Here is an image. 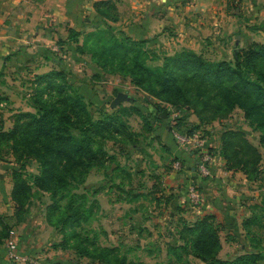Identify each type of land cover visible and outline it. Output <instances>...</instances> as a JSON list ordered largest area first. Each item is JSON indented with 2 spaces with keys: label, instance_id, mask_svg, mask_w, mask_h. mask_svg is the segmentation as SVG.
Here are the masks:
<instances>
[{
  "label": "rangeland",
  "instance_id": "rangeland-1",
  "mask_svg": "<svg viewBox=\"0 0 264 264\" xmlns=\"http://www.w3.org/2000/svg\"><path fill=\"white\" fill-rule=\"evenodd\" d=\"M91 23L95 29L86 28L81 33V40H79L83 45L84 54H88L87 59L75 62L69 56L66 59L65 57H56L57 69L53 66L55 68L53 72L61 73L62 78L71 84L68 86L80 96V103L85 111L82 110L78 121L83 123L85 116L89 114L94 122L104 120L108 124L103 127V135H100L96 128H92L93 135L88 141L89 147L84 152L90 149L93 152L105 150L108 155L114 158L112 161L109 160L111 161L107 166L109 171L106 172L107 168L99 167H92L89 170L88 168L92 166L91 158L87 155L74 154L71 147H68L70 159L67 161L58 163L54 157L47 156V153L44 155L43 149L47 141L37 137L34 127L31 125L30 117H24L20 121L22 126L15 130L14 124L17 116L21 117L23 114L38 116L39 110L47 102L54 103L57 107L65 105V108L55 111L53 115L55 120L61 111L70 113L73 107L76 108L75 95L71 94L73 100L65 99L64 92H59L55 87L48 89L46 84H41V89L38 91L37 79L30 78V75L26 73V75L23 74L24 77L21 78V82L18 80L22 89L18 88L20 94L15 101L16 104L14 103L12 107L0 113V133L7 134V136L3 135L0 141V168L3 169L1 182L5 186L12 184L13 187V182L11 183L10 179L15 176L13 174L17 173L16 184H18L19 190L24 193V196H33L35 201H41L39 210L43 209V214H45L46 204L50 202L52 204L53 201L50 194L40 188L42 183L38 180L40 158L44 156L50 160L57 171H60L59 165H64V170L60 173L67 183H62L60 187L63 189L56 192L60 203V215L77 210L82 213L83 220L80 227H65L59 223L53 234L46 233L44 240L46 241L48 237L47 242L50 248L62 249L61 244H65L64 234H68L69 240L67 245L65 244L68 248L58 251L61 252L62 256H67L68 259L73 257L79 259V254L71 248L76 245H84L93 252L94 239L101 246L117 247L119 256L123 252L135 261L165 264L166 253L165 250L163 251L162 242L164 234H155L158 237L156 240L162 243L155 245V243L158 244V241H152L154 236L127 234L131 232L130 224L118 221L119 219L117 221L112 219V213L109 212L110 206L115 205L113 200L119 198L115 190H109L110 185L119 182L120 178L124 182L132 184L133 187L139 188L140 184L144 185L145 182L149 181L146 174L152 177L150 174L154 172L153 168L157 170V166L170 161L169 157L164 154L167 153L164 152L165 148H170L169 145L176 146L178 158L181 157L182 148L176 143L173 132L186 133L194 129L198 130L196 132L206 141L207 150L213 159H223L226 162V167L230 166L232 169H241L242 164H246V168L252 173L257 186L264 188V144L262 143L264 124L258 125L250 121V114L246 109L237 105L230 106L234 100L245 102L250 100L244 96L238 81L229 78L217 82L191 69H173L172 95L169 96L171 100H159L153 93L146 90L148 86H153L154 82L142 72L141 67L155 68L163 65V61L166 59L165 55L169 51H162V55H160L146 46L135 48L125 43L126 50L120 49L114 56L111 53H105L100 61H104L103 63L108 70L121 71L127 77L106 73L104 68L92 60L91 42H86V40L93 33V52H97L100 48L109 50L112 38H115L116 34H111V31L102 24V21L93 20ZM242 32L239 30L229 36V47L226 48L228 56L223 55L225 52H221L222 47L211 48L210 44L205 47V50H208V52L204 50L205 54L210 53L211 56L223 54L217 56L216 59L208 57V54L206 57L204 53L201 56L209 62L228 61L234 63L235 51L242 55L253 44H248L249 41L242 35ZM182 51L179 49L171 56L173 57ZM256 66L264 71V59L257 61ZM52 81L57 86L64 83L59 78H52ZM66 90L67 92L72 91L69 87ZM118 93L127 94L130 99L119 104L116 108H112L111 104ZM15 114L18 115L15 116ZM73 114L71 113L70 116L77 122V117ZM167 128L170 129V132ZM73 133L75 136H81L78 131L72 130ZM183 151L187 153L184 149ZM190 154L194 153L191 152ZM161 155H166L165 161L167 162L160 160ZM227 155L232 158V161L225 158ZM77 158L82 162L81 169L77 167L79 164L75 163ZM178 158L176 161L171 160V162L181 163ZM116 170H118L116 172L118 175L115 178L114 172ZM121 170L124 171L121 172ZM145 171L146 174L140 176V172ZM124 172H131L132 179L125 176ZM242 172L244 171L242 170ZM200 178L209 179L208 176H201ZM153 181L150 180L148 185H151ZM261 197L263 206H261L260 220L254 229L255 231H252L253 234H248L249 238H247L249 242L251 241L252 246H255V252L264 253V191L259 198ZM57 205L56 199L54 207L57 208ZM113 207L122 212L126 210L124 208H128L127 206L120 207V205ZM39 210L37 206L33 208V214H39L35 218V222L39 224L42 221L45 224V218L39 213ZM26 213L27 209H24V212L22 210V219ZM16 221H18L17 217H13L12 223H10L12 228ZM133 224H136V220L131 224L132 227ZM27 230L22 231L21 234L23 235L19 236L18 242L15 239L17 245L20 243V238L22 242L24 236L29 237ZM15 234L17 233L13 232L9 237L16 238ZM223 236L227 238V234ZM241 246L242 243L238 242V247L233 248L229 255L234 252L238 255L241 254ZM44 250L42 249V251ZM148 252L151 254L149 255ZM30 253V255H37L35 252ZM43 260L46 264H61L55 259L46 260L43 258ZM80 260L83 264H93V259L82 258ZM260 264H264V260Z\"/></svg>",
  "mask_w": 264,
  "mask_h": 264
},
{
  "label": "crops",
  "instance_id": "crops-1",
  "mask_svg": "<svg viewBox=\"0 0 264 264\" xmlns=\"http://www.w3.org/2000/svg\"><path fill=\"white\" fill-rule=\"evenodd\" d=\"M102 1L116 5V21L107 20L97 12L95 5ZM93 20L111 26L118 37L144 42L143 46L160 55L162 51H169L166 57L179 49L201 55L208 44L211 48L222 47L221 52L225 54L211 56L207 53L208 56L204 53V56L215 59L222 54L228 56V38L239 30L243 31L249 45L264 44V0H0V113L12 107L18 99L23 74L36 79L53 72L57 69L56 57L66 59L69 56L75 62L87 59L88 54L77 49L83 47L79 41L81 36L78 43L70 41L69 37L72 31L82 33L86 28L95 29L91 23ZM169 147L164 150L167 156L161 155L160 160L169 157L170 161L157 166V170L153 168L152 177L146 171L140 172V176L145 173L147 180H154L151 185L147 181L137 188L122 178L110 185L109 190H115L119 198L113 200V206L128 207L122 212L110 206L112 219L130 224L131 232L127 234L154 236L152 241H158L155 245L162 244L156 240L155 234H164L165 264H209L196 254L199 237H203L201 232L207 234L197 223L205 220L208 228L211 226L219 235L217 259L234 261L245 254L257 253L248 234H253L260 220L263 204L262 197H259L264 188L258 187L256 181L241 170H230L219 158L213 159L209 179L203 180L195 154L185 153L182 149L178 158L177 147ZM177 158L181 163L171 162ZM116 172L118 170L114 172L115 178ZM130 173L123 174L132 179ZM2 175L3 169L0 168V215L10 224L16 217L17 205L12 197V184L5 186L1 182ZM10 181L12 183L13 179ZM195 193L199 195L198 200L192 197ZM40 202L32 198L21 222L16 221L11 228V234L17 233V242L22 231L28 229L29 237L24 236L22 242L20 238L18 249L25 254L35 252L42 259L58 260L61 264H83L82 258L68 259L58 252L63 249L48 246L45 235L53 234L56 227L47 221L51 202L46 204L45 214L43 209L39 210ZM36 206L44 216L45 224L35 222L39 215L33 214ZM134 220L136 224L132 227ZM6 241L0 244V264H8ZM238 242L242 243V253L229 255L238 247ZM95 244L98 248H117ZM120 258L124 264H149L135 261L123 252Z\"/></svg>",
  "mask_w": 264,
  "mask_h": 264
},
{
  "label": "trees",
  "instance_id": "trees-1",
  "mask_svg": "<svg viewBox=\"0 0 264 264\" xmlns=\"http://www.w3.org/2000/svg\"><path fill=\"white\" fill-rule=\"evenodd\" d=\"M95 8L97 9V12L107 20L116 21L118 19L116 14V5L111 1L99 2L95 5ZM105 26L109 31H111V34H115L114 29L111 26H109L108 24H105ZM81 35L82 34L79 32L72 31L69 40L73 41L74 43H78V38ZM94 35L97 36L96 34ZM86 42H91L90 53L92 54V60H95L100 67L104 68V71H106V73L108 72L109 74H117L122 77H127V75H125L121 71H115L114 69L108 70L105 63H103L104 61L101 62L100 58L104 57L105 53H111L114 56L115 53H118V51H120V49L126 50L127 46L125 43H128L129 46H134L135 48H139V46L144 45V42H135L125 36H115V38H112V44L109 50L100 48L97 52H93V33L88 36ZM77 49L80 53H84V49L82 48V46H78ZM261 59H264V44L253 43L250 45L249 49L242 55L240 52L235 51L234 63L228 61H222L218 63L205 61L201 55L196 54L193 51L183 50L181 53H178L173 57L167 56L163 61L164 64L161 66H157L155 68H147L146 66H142L141 69L142 72L154 82V85L148 86L146 90L153 93L161 101L171 100L169 96L172 95V83L174 81L172 74L173 69H191L195 72L202 73L209 79L216 80L217 82H221L224 79L229 78L234 79L241 85L243 94L247 97L246 99L250 100L249 102L234 100L230 103V106L237 105L240 108L246 109L247 111H249L250 121L257 123L258 125H263L264 71L256 66L257 61ZM52 78H59L64 83L61 84V86H57L53 83ZM36 79L39 84L37 87L38 91H40L41 89V84H46L48 89H53L55 87L59 92H64L65 99L73 100L71 94L75 95L74 103L76 104V108L73 107V109L70 110V113L61 111V114L55 120L53 117L55 111L59 110L60 108H65V105L61 104L62 107H57L56 104L47 102L39 110L38 116L32 114H23L20 117L17 116V114L16 116L18 118L14 124L16 127H14L15 130L19 126H22L20 125V121L24 117H30L31 125L34 127L37 137L42 138L41 140L45 142L47 141V144H45L43 149L44 155L47 153V156L50 155L54 157V159H57L58 163H60L61 161H67V159H70L68 147H71V151L74 154L87 155L89 158H91L92 166L88 168L89 170L92 169V167L104 168L109 160L112 161L114 159L110 155H108L105 150H99V152H93V150L91 149L87 152L84 151H86L85 149L89 147L88 141H90L91 136L93 135L92 128H96L97 132L100 135H103V127L108 124L104 120L94 122L93 118L89 114L85 116V120L83 123L78 121L80 113H82V110L85 111V109L80 103V96L77 95L78 93L73 90V88L68 86L71 84H69L64 78H62L61 73L50 72L48 74L38 76ZM67 87H69V89H71L72 91L67 92ZM71 113H74L73 115L77 117V122L73 119L72 116H70ZM176 129L179 131L181 130L180 128ZM72 130L80 132L81 136H75L74 133L72 134ZM196 131L198 130L191 129L186 133H188V135H192L194 133H197ZM3 135L7 136V134L5 133H0V141ZM262 143L264 144V140L262 141ZM225 158L232 161V158H230L229 155H227V157ZM39 162L41 165L38 180L42 182L40 188L43 189L44 192L49 193L51 200L53 201V203L48 208L47 221L54 227H57L59 223H61L65 227H80V223L83 220L82 213L78 212L77 210L75 211L71 209L74 213L72 211H69L68 213H61L60 215V203L58 197L56 196V192L57 190L63 189V187H60L62 183H67L63 175L60 173V171L64 170V165H59L60 171H57L53 167V163L50 160H47L44 156L40 158ZM94 162L95 165H93ZM75 163L79 164L77 167L81 169L82 162L79 158L75 159ZM228 168L232 170L230 166H228ZM239 170H243L245 174L248 175L249 179L254 180L252 177V173L248 171V168H246V164H242V167L241 169L239 168ZM13 175L15 176L12 177V197L17 205L16 217L18 220L17 222L19 223L22 220V210L24 212V209H26L28 202L32 199L33 196H24V193L19 190L18 184H16L17 173ZM56 199L59 205H57V208L54 207ZM252 221H254V219ZM197 224L199 229H202L207 234H203L201 232L203 237H199L200 241L197 243V246L199 247L197 248L196 246V254L200 258L207 260L209 264H260V262L264 260V255L261 251L257 253H248L246 255L238 257L234 261H222L217 259L216 256L220 249L219 235L212 229L210 225V228H208L207 220L201 221ZM11 228V225L6 223L4 218L0 215V244L4 243L8 239V237L10 236L9 233L11 231ZM64 238L65 244L67 245V242L69 240L68 234H64ZM65 244H61V248L63 250H66L68 248ZM71 248H73L75 252L79 254L80 258L93 259V264H124L123 260L118 255V250L116 248V250L114 248H98L95 242H93V252H91L87 247H84V245H76L75 247L73 246Z\"/></svg>",
  "mask_w": 264,
  "mask_h": 264
},
{
  "label": "built area",
  "instance_id": "built-area-1",
  "mask_svg": "<svg viewBox=\"0 0 264 264\" xmlns=\"http://www.w3.org/2000/svg\"><path fill=\"white\" fill-rule=\"evenodd\" d=\"M174 138L182 149L187 153L193 152L197 159V169L202 177L210 175V168L213 162V158L207 150V143L198 133L188 135L186 133H180L177 131L173 132ZM180 165V164H179ZM194 200L199 199L198 194L192 195ZM6 259L8 264H46L42 258L37 255H30L21 252L18 249L15 238L9 237L6 241Z\"/></svg>",
  "mask_w": 264,
  "mask_h": 264
},
{
  "label": "water",
  "instance_id": "water-1",
  "mask_svg": "<svg viewBox=\"0 0 264 264\" xmlns=\"http://www.w3.org/2000/svg\"><path fill=\"white\" fill-rule=\"evenodd\" d=\"M129 96L124 93H118L116 99L112 102L111 107L116 108L119 104L129 101Z\"/></svg>",
  "mask_w": 264,
  "mask_h": 264
}]
</instances>
